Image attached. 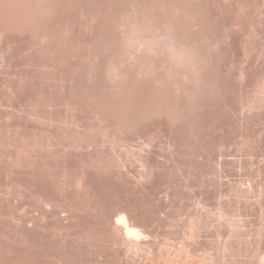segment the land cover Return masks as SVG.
I'll return each instance as SVG.
<instances>
[{
  "label": "rangeland",
  "instance_id": "1",
  "mask_svg": "<svg viewBox=\"0 0 264 264\" xmlns=\"http://www.w3.org/2000/svg\"><path fill=\"white\" fill-rule=\"evenodd\" d=\"M0 264H264V0H0Z\"/></svg>",
  "mask_w": 264,
  "mask_h": 264
},
{
  "label": "bare ground",
  "instance_id": "2",
  "mask_svg": "<svg viewBox=\"0 0 264 264\" xmlns=\"http://www.w3.org/2000/svg\"><path fill=\"white\" fill-rule=\"evenodd\" d=\"M136 9H139L138 7L136 8ZM152 14V13H151ZM158 13H156V14H154V15H156L155 17H153V14H152V16L150 15V12H149V16H151L150 17V24H151V26H150V24H149V26H150V28H156L158 25H160V22H162V24H163V19L165 18H163V19H161L163 16H159V15H157ZM146 15V17H147V15L148 14H145ZM157 16H159L158 18H157ZM147 19H149V17L147 18ZM146 19V20H147ZM158 19H160L159 21H158ZM166 19V18H165ZM170 19V18H169ZM167 20V19H166ZM173 21H174V19H173ZM171 22V21H168L167 20V24L166 25H168V26H170V27H174L175 26V21L174 22ZM164 22H165V20H164ZM174 23V24H173ZM158 24V25H157ZM174 25V26H173ZM168 26H166V28L168 27ZM159 28H160V26H159ZM156 29H158V28H156ZM170 29V28H169ZM184 38H186V37H184ZM196 41H198V40H196ZM195 41V42H196ZM194 42V40H193V38L191 37V38H186L185 39V41H184V39H183V41H182V49H189V50H195V49H197V47H199L200 48V46H198L196 43ZM184 45V46H183ZM197 45V47L195 48V46ZM185 47V48H184ZM198 48V49H199ZM184 51V50H183ZM191 51L190 52H186V50H185V52L186 53H190L191 54ZM201 51V49L199 50V52ZM196 54H197V52L196 51H194ZM198 52V53H199ZM156 53V52H155ZM184 53V52H183ZM194 53V54H195ZM187 54V55H188ZM193 54V53H192ZM181 57H183V56H181ZM196 57H197V55H196ZM158 61V60H157ZM161 61V60H160ZM162 62V61H161ZM160 63V62H159ZM181 64V63H180ZM183 64V63H182ZM157 65V64H156ZM200 65V64H199ZM198 65V66H199ZM201 66H203V65H201ZM161 67V66H160ZM181 67V66H180ZM180 67H178V69L180 68ZM156 68V67H155ZM162 68V67H161ZM182 68V67H181ZM198 69V68H197ZM158 70V69H157ZM175 71V70H174ZM181 71V70H180ZM177 72V71H176ZM185 73V72H184ZM161 74V73H160ZM177 74H178V72H177ZM180 74V73H179ZM182 74H183V71H182ZM184 75H186V74H184ZM173 76H175V75H173ZM178 76V75H177ZM176 76V77H177ZM182 76V75H181ZM188 77V76H187ZM180 78V77H179ZM182 78H183V76H182ZM186 78V77H185ZM116 224L117 225H119V226H121V228H122V230H123V232H124V234H125V236L127 237V238H133V239H137L138 237H140V231L137 229V228H135L132 224H130L129 223V220H128V218H127V216L125 215V214H123V213H120L119 215H118V217H117V219H116Z\"/></svg>",
  "mask_w": 264,
  "mask_h": 264
}]
</instances>
